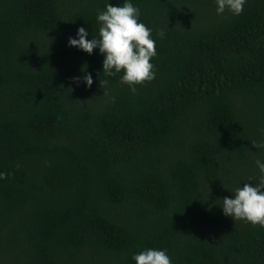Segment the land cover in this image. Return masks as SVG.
I'll list each match as a JSON object with an SVG mask.
<instances>
[{"label":"trees","instance_id":"16d2710c","mask_svg":"<svg viewBox=\"0 0 264 264\" xmlns=\"http://www.w3.org/2000/svg\"><path fill=\"white\" fill-rule=\"evenodd\" d=\"M105 3L0 0V264H136L149 247L264 264V227L220 206L264 160V0H133L157 52L134 93L68 44L99 37Z\"/></svg>","mask_w":264,"mask_h":264},{"label":"clouds","instance_id":"9594fccd","mask_svg":"<svg viewBox=\"0 0 264 264\" xmlns=\"http://www.w3.org/2000/svg\"><path fill=\"white\" fill-rule=\"evenodd\" d=\"M247 0H215L216 13L223 14L225 10L239 15ZM141 12L133 0H122V3L113 4L106 0L103 10H98L96 20L99 23V37L88 39V30L81 26L75 37L68 38L69 46L77 47L89 54L94 49L103 55V73L109 76L122 72L121 83L127 84L134 93L136 85L151 81L156 77L155 65L151 58L156 56V41L152 37V29L141 19ZM163 35V32H160ZM79 80L80 78H75ZM85 85L91 87L93 77L85 73L82 77ZM102 82L101 81V85ZM106 94L105 92L103 95ZM264 148V144H257ZM259 176L256 183H244L234 190L232 197L225 196L221 206L224 215L230 216L235 221L244 220L253 225L264 227V160L255 161ZM4 173H0V178ZM132 259L136 264H172L171 257L166 249L146 248L133 254Z\"/></svg>","mask_w":264,"mask_h":264}]
</instances>
